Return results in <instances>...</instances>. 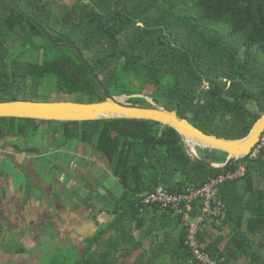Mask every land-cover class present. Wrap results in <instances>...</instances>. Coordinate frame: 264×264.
<instances>
[{
	"label": "trees",
	"instance_id": "trees-1",
	"mask_svg": "<svg viewBox=\"0 0 264 264\" xmlns=\"http://www.w3.org/2000/svg\"><path fill=\"white\" fill-rule=\"evenodd\" d=\"M16 1L53 38L75 43L113 95L149 92L206 133L230 139L246 136L264 114V0H76L61 15L55 10L61 0ZM49 79L54 94L70 98L44 101L105 99L76 50L55 46L9 0H0V101L38 100ZM134 97L129 101L150 104ZM7 135L25 142L40 136L49 138L48 146L101 153L123 188L116 198L112 187L102 194L91 182L81 183L77 194L89 216L97 219L106 211L112 220L85 236L81 246H64L52 235L31 248L25 246L30 236L7 248L25 254L36 249L32 264H204L187 244L202 199L184 203L181 212L142 199L160 186L170 193L197 189L241 163L246 175L218 192L225 217L206 218L198 239L217 264H264V157L210 168L190 157L176 129L150 119L0 117V139ZM198 151L214 162L228 157L222 150ZM210 220L219 228L232 223L231 235L213 231ZM6 231L0 220V246H7Z\"/></svg>",
	"mask_w": 264,
	"mask_h": 264
},
{
	"label": "rangeland",
	"instance_id": "rangeland-1",
	"mask_svg": "<svg viewBox=\"0 0 264 264\" xmlns=\"http://www.w3.org/2000/svg\"><path fill=\"white\" fill-rule=\"evenodd\" d=\"M75 1L76 0H61L57 2L55 4L56 12L59 15H61L66 11V8L74 4ZM54 85L55 84L53 80L51 79L46 80L44 85L40 87V95H38L36 99H38L39 101H44L53 98L56 99L70 98L62 94H54L55 93ZM128 96L130 97V99L135 96L136 99L143 98L145 100L147 99L149 102L150 99L154 100L156 97L153 94L145 91H139V94H133L132 97L130 95ZM89 98L90 97L87 98L86 97L79 98L77 96L71 97V99L80 100L84 102H87ZM36 140L37 139L34 137L29 139L25 143V140H22L21 138L12 135H7L0 143V149H1L0 153L4 151L3 154L5 156L3 163H0V165L1 166L14 165L20 167V169H22L23 172L22 174L23 177L25 176L24 179L26 180L27 183L29 182L28 186H32L30 187V190H32L33 192L32 195L34 197H36V195L40 197L44 196V198L46 199L45 203L42 204L40 203V201L34 199L33 201H31V203H34L33 206L27 205L23 209L19 206V203L17 201L18 200L17 198H19L20 195H22V193H20L19 190L11 191L12 195H14L12 201L14 202L16 207L19 208L18 210L19 213L22 215L23 210H25V212H23L24 215L22 216L23 221H25L22 224L25 225L21 227V225H19L17 222L13 224L14 222L6 221L11 231L5 234V236H7L5 237V241H6V245L8 246V247L5 246V249L7 248L15 249L17 243L18 245L23 243V239H24L23 232L25 231L21 230L22 228H24L31 237V239L27 240V242L25 243L26 248H31L36 244L47 242L52 235H57V233L60 236L55 241L58 242L59 244H62L64 246L71 244L81 246L83 238L80 235V233H82V235L89 236V231L85 232L86 229H80V227L78 226V223H80L79 220L82 219L84 223L87 222L84 221L86 220V217H88L87 219H89L88 221L90 222H92L93 220V218L89 216V212H90L88 211L89 208L87 211L85 210L83 206V201L80 200L77 194V192H79L80 190L79 187L81 183L87 184L88 181L91 182L94 187L93 190H95V192L97 193L101 192L102 194L104 193L103 189L105 190L107 189V187L109 188V184L110 186L113 185L112 187L115 192L114 194L116 198L120 197V195L123 192V188L118 183L117 178L112 173H110V175L108 176L105 174L107 172L106 161L103 159L101 153L100 154L96 153L94 156H92L90 155L89 151L86 153H80L79 149L81 148L79 146L75 149L69 150L68 148L65 149L58 145L48 146V143L49 142L51 143V141H49V138L44 139L43 137L39 136L38 139L39 141ZM18 151H20V153ZM33 154L35 155L34 158L32 159L31 157ZM36 156L37 158H35ZM68 156L70 157V160H68ZM90 162L91 165L89 166ZM55 165H58L59 168L56 169L54 167ZM83 175L85 176L82 177ZM11 177H13V175H11ZM105 181H107L108 184L106 188H105L106 186ZM9 183L14 184L12 180ZM25 183L22 185V187L24 188L28 187L27 184ZM55 192L60 193L57 194V196H61L60 199L61 201L64 202V204L61 203L58 204L61 222L58 223L57 225V229H56L57 233H55L56 231L54 232V227L56 225L53 222L52 218L47 219L46 224H42L38 222L36 218L38 217V214L40 215L42 212H45L44 213L45 218L51 217L49 213V211L51 210L46 205L51 201H53L54 203H58V201L54 199ZM81 194L82 192H79V195ZM25 196L27 197V194ZM87 196H90L89 192L87 193ZM27 202H29V200H27ZM39 204L41 205V208L35 216L34 213L35 210H38V206H40ZM52 207L54 210H56V207L54 205H52ZM30 210L32 211L29 212ZM30 214L35 216V218L31 219ZM67 215H70L71 217L70 218L71 223L67 222L68 225L73 227V229L71 230H69V228L66 229L65 227H63L65 224L64 222H66L65 219L67 218L66 217ZM13 217L14 216H9L8 218L12 219ZM74 221L76 222L74 223ZM81 227L83 228V226ZM13 231H15V233L17 232L16 234H19V238L21 240L15 239L16 242L15 240H13V236H14ZM35 250L36 249H28L26 250L28 251V253L18 254L20 257L18 258L17 263L32 264L34 262H37V257L39 255L38 254L39 252L38 251L35 252ZM133 258L134 257L130 259L133 260Z\"/></svg>",
	"mask_w": 264,
	"mask_h": 264
},
{
	"label": "water",
	"instance_id": "water-1",
	"mask_svg": "<svg viewBox=\"0 0 264 264\" xmlns=\"http://www.w3.org/2000/svg\"><path fill=\"white\" fill-rule=\"evenodd\" d=\"M26 18L35 23L45 38L58 47L71 48L77 51L85 67L97 82L105 99L95 102L78 101H38L13 100L0 101V117L36 118L58 121H87L113 118H138L159 121L176 129L182 136L187 152L194 161L210 168L226 169L233 162L250 155L264 131V114L254 123L250 132L237 139L219 137L206 133L186 118L178 115V109H168L150 99V104H139L129 101L126 94L113 95L102 78L85 58L80 48L73 42L58 41L34 17L26 12L16 0H9ZM198 147L222 150L228 153L227 160L219 163L204 159Z\"/></svg>",
	"mask_w": 264,
	"mask_h": 264
},
{
	"label": "crops",
	"instance_id": "crops-1",
	"mask_svg": "<svg viewBox=\"0 0 264 264\" xmlns=\"http://www.w3.org/2000/svg\"><path fill=\"white\" fill-rule=\"evenodd\" d=\"M3 139H0V143H1V141ZM0 152H1V149H0ZM18 152L20 153V151H18ZM3 153H4V151L2 153H0V163H3V161L5 159V156H4ZM34 155L35 154L32 155V157H31L32 159L34 158ZM35 158H37V156ZM8 163H10V162H8ZM10 164H12V163H10ZM37 165H38V163H37ZM11 166H12V168H11ZM106 167H107V172L105 174L108 176V175H110V171H109V168H108L107 163H106ZM22 174H23V172H22V169H20V167H17V166H14V165H10V166H8V165L1 166L0 165V220L5 224V226L7 228V231H6L5 234H7V232H10L11 231L10 230V227H8V224L6 223V221L14 222L13 224H15L17 222L19 225H21V227L23 225H25V224H22V223L25 222V221H23V218H22V216L24 215L23 212H25V210H23L22 215L19 213V211H18L19 208L16 207V205L12 201L13 200V196H14V195H12V192H11L12 190H19L20 193H22V195H20V197L17 198L18 199L17 201L19 203V206L21 208H23V209L27 205L33 206L34 203H31V201H33L34 199L40 201L41 204L42 203H45V201H46V199L44 198V196L43 197L42 196L40 197V196L36 195V197H34L32 195L33 192H32V190H30V187H32V186H28V183L29 182L28 183L26 182V180L24 179L25 176L23 177ZM11 175H13V177H11ZM11 180L14 182V184L9 183V182H11ZM24 183L27 184L28 187H26V188L22 187V185ZM105 183H106V186H108L107 181H105ZM261 184L262 185H259V186L262 187L263 186V183H261ZM30 185H32V184H30ZM112 186L113 185L110 186V184H109V188L112 187ZM24 194L25 195L27 194V197ZM57 194H60V193L59 192L58 193L55 192L54 199L57 200L58 203H54L53 201L49 200L51 202H49L47 205L45 204L51 210V211H49L51 217H46L45 218L44 217V213L45 212H42L40 215L38 214V217H36L37 218V221L40 222V223H42V224H46L47 219H51L52 218L53 219V222L56 225L54 227V232L56 231L55 233H57V230L56 229H57L58 223L61 222V217L59 215L58 204H60V203L61 204H64V202L61 201V199H60L61 196H57ZM79 198H81V196H79ZM27 200H29V202H27ZM76 202H77V199H76ZM27 203H29V204H27ZM52 205H54L56 207V210L53 209ZM40 208H41V205L38 206V210H35V213H34L35 216L38 213V211L40 210ZM31 211L32 210H30L29 212H31ZM44 211H46V210H44ZM150 215H153V214L150 213ZM9 216H14V217L11 219V218H8ZM30 216H31V219L32 218L33 219L35 218V216H33L31 214H30ZM66 217H67L66 219L64 217V219L66 220V222H64L65 224H64L63 227H65L66 229L69 228V230H71V229H73V227H71L70 225H68V223H71V220H70L71 217H70V215H67ZM87 218L88 217H86V220H84L85 222L87 221L86 222L87 224L84 223L82 221V219H81V220H79L80 223H78V226L80 227V229H86L85 232L89 231V235L93 234L101 223H107L110 220H112V216L108 212H106V211L101 212L98 215V218L97 219H94L93 218L92 222L88 221L89 219H87ZM75 222L76 221H74V223ZM209 223H210L209 224V227H211L213 229V231L220 232V234L226 236L227 238L231 235V231L233 229V224L232 223H226L225 225H223V223H220L221 225L224 226L222 228H219V224L215 225L213 220H210ZM81 226H83V228ZM21 227H20V229H21ZM21 230L25 231V232H23V238L24 239H25L26 236L27 237L30 236L26 232V230L24 228H22ZM13 235H14L13 236V240H14L15 234H13ZM57 235L60 236L58 233H57ZM80 235L82 236V238L85 237V235H82V233H80ZM136 235L138 237L140 235V232L137 231L136 232ZM5 237H7V236H5ZM5 237H4V243L6 244ZM262 238H263L262 235H257V237H256L257 242H261L262 241ZM19 240H21V239H19ZM35 252H37V251H35ZM262 252H263V255H264V249L262 250ZM18 254H22V253H16V252H13V251L11 252L10 250L5 249L4 246H0V264H12V262H13V264H19V263H17V260L20 257ZM242 262L246 263L247 262V259L243 258L242 259Z\"/></svg>",
	"mask_w": 264,
	"mask_h": 264
},
{
	"label": "built area",
	"instance_id": "built-area-1",
	"mask_svg": "<svg viewBox=\"0 0 264 264\" xmlns=\"http://www.w3.org/2000/svg\"><path fill=\"white\" fill-rule=\"evenodd\" d=\"M250 158L258 159L264 157V131L258 142L253 147ZM246 175V166L240 164L233 170H229L218 176L211 178L207 183L197 189H189L184 193H170L163 186L157 188L153 193L148 194L142 199L145 204H159L162 208L170 207L175 211H182L184 203H191L194 200L202 199L201 213L196 215L195 221L189 224L187 244L193 255L204 264H217L211 255L202 249L201 242L198 239L202 224L206 218L225 217L224 204L218 199L220 186L228 181L240 179ZM189 218L186 214L185 219Z\"/></svg>",
	"mask_w": 264,
	"mask_h": 264
},
{
	"label": "clouds",
	"instance_id": "clouds-1",
	"mask_svg": "<svg viewBox=\"0 0 264 264\" xmlns=\"http://www.w3.org/2000/svg\"><path fill=\"white\" fill-rule=\"evenodd\" d=\"M249 156V155H248ZM250 157V156H249ZM241 164H243V163H241ZM240 165V164H239ZM243 178V177H242Z\"/></svg>",
	"mask_w": 264,
	"mask_h": 264
}]
</instances>
